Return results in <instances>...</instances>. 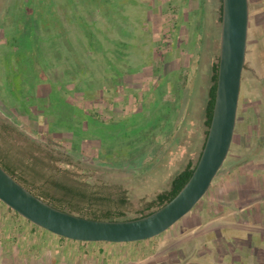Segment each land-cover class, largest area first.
<instances>
[{
	"label": "rangeland",
	"instance_id": "obj_1",
	"mask_svg": "<svg viewBox=\"0 0 264 264\" xmlns=\"http://www.w3.org/2000/svg\"><path fill=\"white\" fill-rule=\"evenodd\" d=\"M186 1L0 0V38L14 35L18 23L33 24L36 16H27L24 6L44 7L37 30L19 34V56L7 55L0 42V127L16 129V141L31 138L59 152L62 166L79 179L126 190L132 206L127 215L136 216L141 202L169 189L194 158L192 128L205 117L211 66L219 61L220 0ZM249 2L236 124L243 140L244 110L264 98V0ZM179 63L188 76L171 71ZM179 77L192 91L185 102ZM178 104L185 108L184 127L176 130ZM239 148L232 143L219 177L233 173ZM219 177L190 215L134 243L60 242L25 220L8 222L13 211L0 201V264H171V250H182L179 242L190 232L184 225L209 216L205 205L226 185ZM222 232L230 239L236 234L234 228ZM179 254L180 264H200L199 257Z\"/></svg>",
	"mask_w": 264,
	"mask_h": 264
},
{
	"label": "water",
	"instance_id": "obj_2",
	"mask_svg": "<svg viewBox=\"0 0 264 264\" xmlns=\"http://www.w3.org/2000/svg\"><path fill=\"white\" fill-rule=\"evenodd\" d=\"M249 22V0H222L218 78L211 124L191 178L171 201L138 219H88L50 205L1 166L0 201L32 224L73 241L134 243L169 230L203 199L230 152L236 132Z\"/></svg>",
	"mask_w": 264,
	"mask_h": 264
},
{
	"label": "crops",
	"instance_id": "obj_3",
	"mask_svg": "<svg viewBox=\"0 0 264 264\" xmlns=\"http://www.w3.org/2000/svg\"><path fill=\"white\" fill-rule=\"evenodd\" d=\"M189 2L191 1L187 2V6ZM192 2L194 4L196 1ZM180 64L178 69L171 71H182L188 76L190 70L186 69V65ZM180 78L178 84L182 87L180 98L185 102L192 91L190 88L186 90L187 79ZM185 90L184 98L182 95ZM209 91L210 87L206 105ZM261 98L254 102L255 106L252 104L251 110H244L242 121L245 142L236 131L233 142L240 148L234 170L233 173L220 177L217 175L220 183L226 185L215 191L211 201L205 205L206 210L210 211L209 216L204 214L202 218L199 217L200 222L184 225L185 228H190V232L187 237L180 240L179 247L183 251L185 248L188 255L199 257L200 264H264V145L260 144V138L264 136V98ZM184 112L185 108L178 104L173 117L174 123L176 121V130L184 127ZM205 120L206 115L201 124L198 123L192 128L195 132L192 133L190 146L196 152L189 162L195 163L200 156L205 138ZM213 186L212 183L211 187ZM226 228H234L236 234L232 239L223 234L222 230ZM212 234L214 238L211 237ZM57 239L62 241L59 236ZM200 247L205 250L199 249Z\"/></svg>",
	"mask_w": 264,
	"mask_h": 264
},
{
	"label": "trees",
	"instance_id": "obj_4",
	"mask_svg": "<svg viewBox=\"0 0 264 264\" xmlns=\"http://www.w3.org/2000/svg\"><path fill=\"white\" fill-rule=\"evenodd\" d=\"M220 3L219 21L221 23L222 0H220ZM23 9L27 16L34 15L36 18L33 19V24L29 23V26L24 24L22 28L18 26V23L14 35L7 34L6 37L0 38V42L4 43L10 51L7 52V55L14 54L15 56H19L22 52L19 46H17L19 34L22 35L23 30L34 29L36 31L42 23V19H44L42 14L44 7L42 4L39 7H35V4L29 3ZM50 13L52 14V12ZM53 13L56 15V11ZM9 72L13 74L12 71ZM38 73V77H40L41 73L39 71ZM217 78L218 61L211 66V86L205 109L206 129L202 150L205 145L208 128L211 124ZM15 87L18 88V83ZM15 135L16 129L5 125L0 127V166L18 183L55 208L93 220L124 221L149 215L171 201L185 186L191 178L202 153L201 150L198 160L195 163L189 162L173 178L169 189L158 193L150 201H142L138 209L135 210L137 215L128 217L127 211L132 206L126 190L121 188L115 189L107 184H91L83 181L79 179L76 172L62 166L63 159L60 157L59 152L56 154L51 150L45 149L36 144L31 138H25L22 142L16 141ZM2 205L3 207H7L4 204ZM7 209L9 212L11 211L10 208L7 207ZM11 213L13 216L8 222L14 223L13 225L19 226V221L21 220L34 225L16 212L13 211ZM15 217L19 219H15ZM21 230L22 228L20 227ZM59 238L62 241L65 239L63 237Z\"/></svg>",
	"mask_w": 264,
	"mask_h": 264
},
{
	"label": "flooded vegetation",
	"instance_id": "obj_5",
	"mask_svg": "<svg viewBox=\"0 0 264 264\" xmlns=\"http://www.w3.org/2000/svg\"><path fill=\"white\" fill-rule=\"evenodd\" d=\"M245 69V68H244ZM177 250H179L178 248L177 249H175V250H171V255L175 258H173V257H171V264H180L179 263V258H180V256H181V254H179V253H181L183 250H179V251H177ZM181 251V252H180ZM186 252V251H185ZM184 251H183V253H185ZM139 263H141V261L140 262H138V263H136L135 262V264H139ZM161 263V262H160ZM160 263H158V264H160ZM134 264V263H133ZM184 264H188V261L187 262H185Z\"/></svg>",
	"mask_w": 264,
	"mask_h": 264
}]
</instances>
